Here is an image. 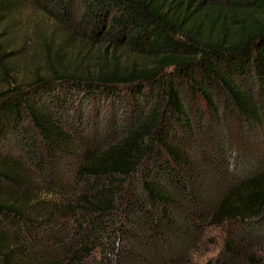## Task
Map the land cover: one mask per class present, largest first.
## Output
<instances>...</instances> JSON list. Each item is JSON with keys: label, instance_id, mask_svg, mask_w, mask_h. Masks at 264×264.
<instances>
[{"label": "trees", "instance_id": "16d2710c", "mask_svg": "<svg viewBox=\"0 0 264 264\" xmlns=\"http://www.w3.org/2000/svg\"><path fill=\"white\" fill-rule=\"evenodd\" d=\"M43 3L30 78L0 36V264H194L217 230L205 264H264V0Z\"/></svg>", "mask_w": 264, "mask_h": 264}, {"label": "rangeland", "instance_id": "374dc122", "mask_svg": "<svg viewBox=\"0 0 264 264\" xmlns=\"http://www.w3.org/2000/svg\"><path fill=\"white\" fill-rule=\"evenodd\" d=\"M15 2L5 22L0 25V36L7 39L5 47L14 57L7 78L19 81L30 78L34 69L42 68V45L51 37L57 40L56 33H59L61 26L54 16L55 9L43 3V0ZM4 85L0 83V89ZM211 236L217 238L218 245H212L209 251L197 256L194 264H205L219 254L220 230L213 231Z\"/></svg>", "mask_w": 264, "mask_h": 264}]
</instances>
